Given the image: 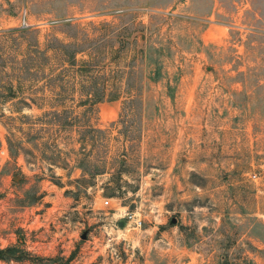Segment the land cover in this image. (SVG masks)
Instances as JSON below:
<instances>
[{
  "label": "rangeland",
  "instance_id": "374dc122",
  "mask_svg": "<svg viewBox=\"0 0 264 264\" xmlns=\"http://www.w3.org/2000/svg\"><path fill=\"white\" fill-rule=\"evenodd\" d=\"M0 264H264V0H0Z\"/></svg>",
  "mask_w": 264,
  "mask_h": 264
},
{
  "label": "built area",
  "instance_id": "2783aa9c",
  "mask_svg": "<svg viewBox=\"0 0 264 264\" xmlns=\"http://www.w3.org/2000/svg\"><path fill=\"white\" fill-rule=\"evenodd\" d=\"M132 221H133V223H134L136 226H139V225H140V223H141V219H140V218H138V217H136V218L132 219Z\"/></svg>",
  "mask_w": 264,
  "mask_h": 264
}]
</instances>
